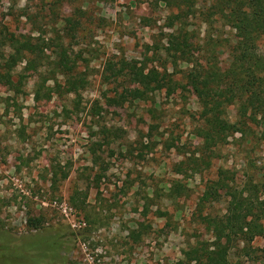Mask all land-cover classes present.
Returning <instances> with one entry per match:
<instances>
[{
    "label": "rangeland",
    "instance_id": "1",
    "mask_svg": "<svg viewBox=\"0 0 264 264\" xmlns=\"http://www.w3.org/2000/svg\"><path fill=\"white\" fill-rule=\"evenodd\" d=\"M194 3L168 27L177 11L157 0H0V24L16 37H52L43 60L25 59L0 79V264H172L213 240L206 218L225 212L234 188L264 177L257 116L192 171L203 142L199 104L182 73L188 64L171 56L170 34L182 25L200 49L218 39L222 68L236 34L215 0ZM119 59L166 70L176 83L146 99L125 97L133 86L109 70ZM60 69L75 92L51 91L54 76L66 83ZM226 115L235 122L236 106ZM34 217L44 222L38 229L29 227ZM251 245L264 253V238Z\"/></svg>",
    "mask_w": 264,
    "mask_h": 264
},
{
    "label": "trees",
    "instance_id": "2",
    "mask_svg": "<svg viewBox=\"0 0 264 264\" xmlns=\"http://www.w3.org/2000/svg\"><path fill=\"white\" fill-rule=\"evenodd\" d=\"M157 1L177 11L171 12L167 18L168 27H173L175 21L187 16L195 4L194 0ZM215 2L222 24L236 30L234 41L226 44L229 62L225 68L218 62V39L205 42V46L200 49L191 41L190 32L182 25L170 34L171 56L188 64L182 73L199 104L198 117L201 125L197 135L203 142L199 155L196 156V168H192L194 172L199 169V165H210L215 147L224 144L228 136L235 133L243 136L249 129L247 119L250 116L260 118L259 139L264 141V55L259 52V44L264 41V0ZM64 21L72 27L70 18H65ZM38 31L39 36L33 40H23L0 24V79L25 59L45 58L44 52L50 49L52 37L44 38L45 32ZM62 44L55 43V51L59 50L58 56L66 51ZM67 58L64 54L60 62L66 64ZM115 65L109 66L111 77L126 78L129 85L133 86V92L126 89L125 97L146 99L149 94L176 83L172 78L173 73L158 67L146 68L137 61L126 59H119ZM66 67L70 69L69 64ZM60 71L66 77V83L62 85L54 76L51 91L59 93L65 87V93L75 92L76 85L70 77V71ZM49 95L45 98L48 99ZM35 100H40L38 92ZM107 101L118 104L113 98H108ZM229 105L236 106L235 122L227 119L226 108ZM53 176H56V172H53ZM62 177L66 178L67 173ZM54 179L51 180V185L56 184ZM213 193L206 192L204 196ZM206 221L213 240L190 245L183 252V259L172 264H243L241 257H247L253 264H264V253L257 254V248L251 245L256 238H264V177L256 182L248 179L234 188L230 192L225 212L214 218H206ZM29 223V227L38 229L44 222L40 217H34L29 218ZM55 248L56 246H52L51 253H54ZM233 250L236 252L233 253ZM36 259L31 257L33 262Z\"/></svg>",
    "mask_w": 264,
    "mask_h": 264
}]
</instances>
